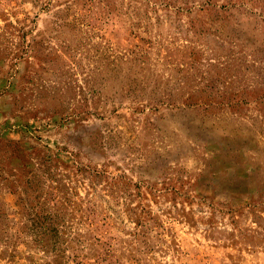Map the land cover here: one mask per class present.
Segmentation results:
<instances>
[{
    "label": "rangeland",
    "instance_id": "374dc122",
    "mask_svg": "<svg viewBox=\"0 0 264 264\" xmlns=\"http://www.w3.org/2000/svg\"><path fill=\"white\" fill-rule=\"evenodd\" d=\"M0 264H264V0H0Z\"/></svg>",
    "mask_w": 264,
    "mask_h": 264
}]
</instances>
